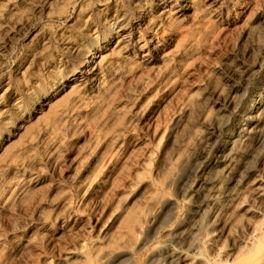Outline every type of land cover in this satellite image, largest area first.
<instances>
[{
	"label": "rangeland",
	"instance_id": "1",
	"mask_svg": "<svg viewBox=\"0 0 264 264\" xmlns=\"http://www.w3.org/2000/svg\"><path fill=\"white\" fill-rule=\"evenodd\" d=\"M0 264H264V0H0Z\"/></svg>",
	"mask_w": 264,
	"mask_h": 264
},
{
	"label": "bare ground",
	"instance_id": "2",
	"mask_svg": "<svg viewBox=\"0 0 264 264\" xmlns=\"http://www.w3.org/2000/svg\"><path fill=\"white\" fill-rule=\"evenodd\" d=\"M94 54H95L94 51H90V53L81 60V67L87 66L89 62L91 61V58L93 57Z\"/></svg>",
	"mask_w": 264,
	"mask_h": 264
}]
</instances>
